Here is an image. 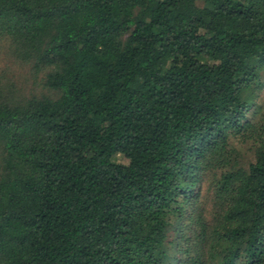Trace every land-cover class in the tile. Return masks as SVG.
<instances>
[{
	"label": "trees",
	"instance_id": "trees-1",
	"mask_svg": "<svg viewBox=\"0 0 264 264\" xmlns=\"http://www.w3.org/2000/svg\"><path fill=\"white\" fill-rule=\"evenodd\" d=\"M2 51L0 264H264V0H0Z\"/></svg>",
	"mask_w": 264,
	"mask_h": 264
},
{
	"label": "rangeland",
	"instance_id": "rangeland-1",
	"mask_svg": "<svg viewBox=\"0 0 264 264\" xmlns=\"http://www.w3.org/2000/svg\"><path fill=\"white\" fill-rule=\"evenodd\" d=\"M3 54V51H2V53L0 54V56ZM10 59V58H9ZM11 60V59H10ZM6 62H8V60H7V56L6 55H2L1 57H0V72H1V68L3 67V66H6ZM11 62H12V67L13 68H15V69H19L20 68V65L17 63V62H13L12 60H11ZM9 63V62H8ZM14 69V70H15ZM24 70H25V68H23ZM23 69L21 68L20 69V71H23ZM263 75V74H262ZM259 101H261V103H262V106H263V108H264V90L260 93V96H259Z\"/></svg>",
	"mask_w": 264,
	"mask_h": 264
}]
</instances>
